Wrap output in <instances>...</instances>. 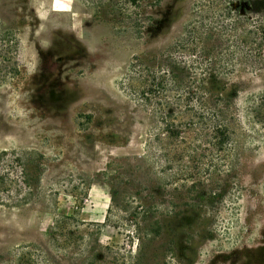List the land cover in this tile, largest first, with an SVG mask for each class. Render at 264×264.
<instances>
[{
  "label": "rangeland",
  "instance_id": "1",
  "mask_svg": "<svg viewBox=\"0 0 264 264\" xmlns=\"http://www.w3.org/2000/svg\"><path fill=\"white\" fill-rule=\"evenodd\" d=\"M142 9L0 0V264H36L58 211L72 216L63 264L95 242L93 264H264V110L244 118L264 70L203 85L237 107L223 150L168 136L120 87L166 34L147 13L137 34Z\"/></svg>",
  "mask_w": 264,
  "mask_h": 264
},
{
  "label": "trees",
  "instance_id": "2",
  "mask_svg": "<svg viewBox=\"0 0 264 264\" xmlns=\"http://www.w3.org/2000/svg\"><path fill=\"white\" fill-rule=\"evenodd\" d=\"M131 4L143 8L134 18L137 34L144 13L154 25L164 24L166 34L155 47L131 57L121 89L137 107L148 110L168 136L209 138L214 149L223 150L231 144L237 107L232 97L208 93L203 85L213 81L225 89L241 72L264 70V0H131ZM262 107L263 98L251 99L245 120H259ZM69 219L72 216L65 212L54 215L36 240V264H63L71 238ZM98 247L95 242L91 258L84 255L85 264L101 256Z\"/></svg>",
  "mask_w": 264,
  "mask_h": 264
}]
</instances>
